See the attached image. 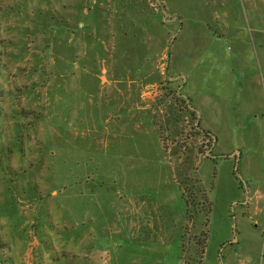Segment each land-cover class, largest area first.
Masks as SVG:
<instances>
[{"label": "rangeland", "instance_id": "1", "mask_svg": "<svg viewBox=\"0 0 264 264\" xmlns=\"http://www.w3.org/2000/svg\"><path fill=\"white\" fill-rule=\"evenodd\" d=\"M74 182L153 213L90 258ZM198 260L264 264V0H0V264Z\"/></svg>", "mask_w": 264, "mask_h": 264}, {"label": "crops", "instance_id": "2", "mask_svg": "<svg viewBox=\"0 0 264 264\" xmlns=\"http://www.w3.org/2000/svg\"><path fill=\"white\" fill-rule=\"evenodd\" d=\"M164 56V54H163ZM162 56V58H163ZM161 65V63L159 64ZM143 71L146 70H140V74H143ZM180 76H183V74H180ZM141 80V79H140ZM144 80V79H142ZM141 80V81H142ZM131 83V82H130ZM204 128V127H202ZM108 131H110L108 129ZM114 132L115 130H111ZM82 182V181H81ZM81 182L72 183L71 186V195H70V201L68 202V198H66V201L63 200L64 193L62 194V202L63 204H66V206H69L71 214L73 216V222L77 226H82V229L85 230V234L87 237H90L92 239V242L94 244L93 251L87 253L88 257H93V252L95 251V243L98 242V247H101L103 251L106 250L105 244L109 241H115V240H130L132 237H134V232L137 230H140L139 224L136 223V217L141 216L144 214H148V210L144 209V205H146V199L144 197H140L137 200L131 197L121 196V200L118 204V207L116 209L117 214L120 216H123L121 219L117 218L115 221V224L109 225V223L101 222L100 217H97V220L93 217V213L91 211H88V203L96 196L95 191L99 188L97 186L94 187H88L83 186ZM177 189L179 190L178 186ZM107 191V190H106ZM139 190H136L134 193L138 194ZM100 196L104 197V192ZM148 195L151 196V192H147ZM78 195H81L83 198H86L88 203H79L75 202V199ZM123 198V199H122ZM141 199V200H140ZM84 211H87V217L83 215ZM77 212V213H76ZM153 213V210L149 213ZM79 213L81 215H79ZM93 215V216H92ZM101 226L99 225L100 223ZM147 227L150 228L151 226L149 223L142 227L143 230L147 231Z\"/></svg>", "mask_w": 264, "mask_h": 264}, {"label": "trees", "instance_id": "3", "mask_svg": "<svg viewBox=\"0 0 264 264\" xmlns=\"http://www.w3.org/2000/svg\"><path fill=\"white\" fill-rule=\"evenodd\" d=\"M202 132L204 133V135H206V137H209V132L208 131H204L202 130ZM178 181V188L179 190L182 192V197L183 200L185 201L186 204V209L187 211H189V209L194 208L197 209L200 206V203L198 202L197 198L202 196L204 197V200L206 198V193L204 190H201L198 187V183H199V179H188L186 181V184H184L182 181H180L179 179ZM192 184L190 187L189 185ZM209 204V202H208ZM210 205V204H209ZM195 253L201 257V254L203 253V249H201L200 247L197 248V250L195 251ZM201 260L197 261V264L200 263ZM186 264V262L184 263Z\"/></svg>", "mask_w": 264, "mask_h": 264}]
</instances>
